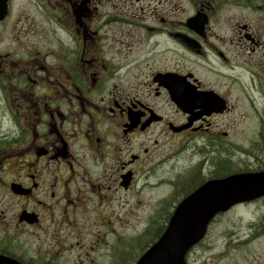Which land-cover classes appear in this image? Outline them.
I'll list each match as a JSON object with an SVG mask.
<instances>
[{"label": "flooded vegetation", "instance_id": "1", "mask_svg": "<svg viewBox=\"0 0 264 264\" xmlns=\"http://www.w3.org/2000/svg\"><path fill=\"white\" fill-rule=\"evenodd\" d=\"M250 173L264 0H0V264H118L133 217ZM147 185L169 192L125 212Z\"/></svg>", "mask_w": 264, "mask_h": 264}, {"label": "water", "instance_id": "2", "mask_svg": "<svg viewBox=\"0 0 264 264\" xmlns=\"http://www.w3.org/2000/svg\"><path fill=\"white\" fill-rule=\"evenodd\" d=\"M263 196L264 174H240L202 186L177 208L162 237L137 264H187V253L205 238L216 215Z\"/></svg>", "mask_w": 264, "mask_h": 264}, {"label": "rangeland", "instance_id": "3", "mask_svg": "<svg viewBox=\"0 0 264 264\" xmlns=\"http://www.w3.org/2000/svg\"><path fill=\"white\" fill-rule=\"evenodd\" d=\"M136 17H140V15L137 14ZM236 130L237 128H234L233 132ZM170 145L166 146V149L170 148L168 152L171 155L173 148ZM171 165L173 162L169 161V168ZM153 186L155 185H147L140 196L135 195L125 206V212L131 205H135L137 201L141 200L140 203L144 204L142 213L149 214V211L153 209L154 202L169 192L166 187L157 185L156 189H152ZM143 219L139 220L137 217H133L126 224L127 233L133 236L130 240L136 239L134 236L140 234L143 228L148 225V222ZM252 224H264V198L248 205H239L216 219L203 243L204 246L211 248L209 255L211 261L214 264H264V231L260 232L262 237L254 238L253 235L257 227L253 228ZM128 244L134 245L135 242ZM132 250L133 257L139 253L137 247L132 246Z\"/></svg>", "mask_w": 264, "mask_h": 264}, {"label": "trees", "instance_id": "4", "mask_svg": "<svg viewBox=\"0 0 264 264\" xmlns=\"http://www.w3.org/2000/svg\"><path fill=\"white\" fill-rule=\"evenodd\" d=\"M232 157L230 158H224L218 159V162L221 164L222 162L228 161L230 164ZM225 160V161H224ZM167 221H155L150 223L149 229L143 233V235L139 237H135L136 239H132V242H135V244L131 245L133 247H137L139 249V253L135 254L133 257V250L132 253L125 255V249L122 250V254L119 255V263L118 264H130L129 262L132 261L135 262V259L142 255L150 246H152L162 235L164 230L166 229ZM125 244V243H124ZM123 244V245H124Z\"/></svg>", "mask_w": 264, "mask_h": 264}]
</instances>
